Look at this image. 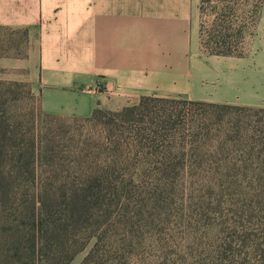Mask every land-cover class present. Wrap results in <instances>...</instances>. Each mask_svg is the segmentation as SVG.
Listing matches in <instances>:
<instances>
[{"label": "trees", "instance_id": "obj_1", "mask_svg": "<svg viewBox=\"0 0 264 264\" xmlns=\"http://www.w3.org/2000/svg\"><path fill=\"white\" fill-rule=\"evenodd\" d=\"M244 29L201 48L242 57L231 40ZM8 85L39 99L28 82H0L4 103ZM32 122L31 136L11 144L19 125L0 115V264H70L91 243L80 264H147L140 250L152 240L153 208L199 183L239 184L258 218L233 227L222 244L237 248L230 257L214 251L185 264H264V108L145 95L87 117L41 110Z\"/></svg>", "mask_w": 264, "mask_h": 264}, {"label": "crops", "instance_id": "obj_2", "mask_svg": "<svg viewBox=\"0 0 264 264\" xmlns=\"http://www.w3.org/2000/svg\"><path fill=\"white\" fill-rule=\"evenodd\" d=\"M199 1L0 0V26L28 31L30 49L13 66L42 110L52 97H74L87 117L145 95L264 108V88L245 94L242 79L220 76L242 57L201 52Z\"/></svg>", "mask_w": 264, "mask_h": 264}, {"label": "rangeland", "instance_id": "obj_3", "mask_svg": "<svg viewBox=\"0 0 264 264\" xmlns=\"http://www.w3.org/2000/svg\"><path fill=\"white\" fill-rule=\"evenodd\" d=\"M198 7L201 43H214L218 41L221 32L230 29V33H233L241 26L245 27L241 38L231 40L242 59H238L231 67L222 64L225 67L220 76L230 79L236 75L243 80L242 91L245 94L261 93L264 88V0H204L202 4L200 0ZM229 22L232 23L231 27H226ZM29 49V36L26 42L22 31L0 29V82H26L22 80L25 70L13 66L19 63L16 59L23 58L13 56L24 55ZM201 52L208 55L203 50ZM218 61L224 63V60H211L209 65L215 66ZM249 81L251 87L246 85ZM8 87L12 91V98L6 103L0 99V115L9 128L11 123L19 125L18 131L21 134L18 138L10 139L7 135L9 142L14 144L31 136L32 121L38 117L42 108L40 96L38 100H31L27 96L28 88L17 85ZM50 99V104L43 105V112L78 116L79 98ZM243 193L244 189L236 183L221 184L219 187L199 183L185 190L170 191L167 199L153 208L154 214L150 217L153 235L150 236L152 240L140 250L143 260L147 264H185L190 256H206L222 250L225 252L220 253L223 258L230 257L231 251L234 253L237 248L222 244L233 236V227L246 224L254 215L253 219L258 218V210H244L245 206L241 202ZM1 214L2 207L0 217ZM221 229L223 232L220 234L217 230ZM92 244L70 264H80Z\"/></svg>", "mask_w": 264, "mask_h": 264}]
</instances>
